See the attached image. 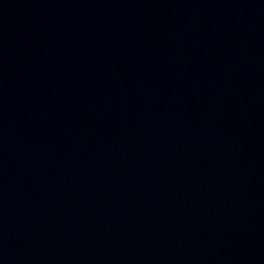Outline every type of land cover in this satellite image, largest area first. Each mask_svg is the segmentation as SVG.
<instances>
[{
	"label": "water",
	"instance_id": "1",
	"mask_svg": "<svg viewBox=\"0 0 264 264\" xmlns=\"http://www.w3.org/2000/svg\"><path fill=\"white\" fill-rule=\"evenodd\" d=\"M0 264H264V0H0Z\"/></svg>",
	"mask_w": 264,
	"mask_h": 264
}]
</instances>
